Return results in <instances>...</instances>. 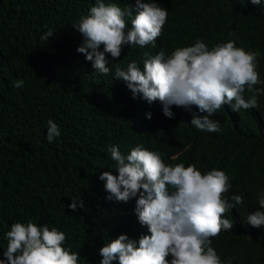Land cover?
<instances>
[{"label":"trees","instance_id":"trees-1","mask_svg":"<svg viewBox=\"0 0 264 264\" xmlns=\"http://www.w3.org/2000/svg\"><path fill=\"white\" fill-rule=\"evenodd\" d=\"M95 2L0 0V259H6L5 233L13 223L29 219L63 231L64 246L79 253V264H100L99 249L120 234L138 242L150 234L134 211L138 196L110 201L106 181L100 179L105 171L118 175L109 145L125 156L142 145L161 153L166 164L175 163L171 151L184 145L178 157L184 164L203 172L224 170L232 184L225 198L231 202V195H243V204L228 211L230 234L212 238L218 255L231 264H264V226L246 223L248 213L261 210L257 197L264 191V93L258 96V108L213 114L219 132L192 125L152 132L147 118L154 102L134 98L114 72L116 63L126 69L131 61L143 70L144 53L158 52L160 42L143 48L125 44L118 58L106 53L112 72L93 74L92 62L77 52L83 36L72 23L88 15ZM105 2L123 9L131 0ZM172 7L162 47L197 36L210 45L235 39L237 47L257 54L264 81V0L259 5L251 0H182L181 10ZM49 29L53 35L42 40ZM16 80H23L24 87L15 88ZM244 95L247 99L251 93ZM49 119L61 131L52 143L46 138ZM76 198L84 207L73 210Z\"/></svg>","mask_w":264,"mask_h":264},{"label":"clouds","instance_id":"clouds-1","mask_svg":"<svg viewBox=\"0 0 264 264\" xmlns=\"http://www.w3.org/2000/svg\"><path fill=\"white\" fill-rule=\"evenodd\" d=\"M160 1L131 0L122 9L117 3L96 0L88 15L72 23L83 36L77 52L92 62L93 74L112 72L106 53L118 58L125 44L155 47L159 41L158 52L144 53L143 70L131 61L126 69L116 63L114 72L134 98L142 96L154 102L149 104L147 118L152 132L160 128L165 134L191 125L200 131L219 132V121L211 117L220 109L240 112L258 108V96L264 88L255 86L264 81L257 54L237 47L235 39L210 45L199 36L162 47L172 6L181 10L182 0ZM251 3L259 5L261 0ZM125 17L131 21L130 28ZM53 33L49 29L41 39L47 41ZM13 86L23 88L24 81L16 80ZM246 90L251 93L247 99ZM60 135L59 126L49 119L47 141L52 143ZM183 147L171 151L170 159L175 163L166 164L161 153L142 145L133 147L126 156L118 146L109 145L118 175L105 171L100 176L106 181L107 199L127 202L138 196L134 211L150 234L141 235L138 242L120 234L99 249L100 264H231L218 255L212 238L221 232L230 234L233 223L227 219L228 211L243 204V195L233 194L229 202L225 194L232 184L226 172L216 168L203 172L195 164H184L178 158ZM257 199L261 210L248 213L246 223L258 228L264 226V191ZM70 207L83 208L84 202L73 199ZM5 238L6 259H0V264H79V253L70 245L64 246L66 234L57 227L38 226L29 219L13 223Z\"/></svg>","mask_w":264,"mask_h":264}]
</instances>
